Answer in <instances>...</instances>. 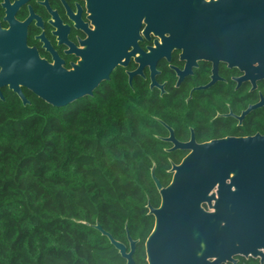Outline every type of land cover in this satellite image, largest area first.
I'll use <instances>...</instances> for the list:
<instances>
[{"label":"trees","instance_id":"obj_1","mask_svg":"<svg viewBox=\"0 0 264 264\" xmlns=\"http://www.w3.org/2000/svg\"><path fill=\"white\" fill-rule=\"evenodd\" d=\"M120 87L122 96L108 88L65 106L2 89L0 264H125L93 225L124 242L149 234L146 204L159 202L151 167L167 183L179 155L155 136L154 115H168ZM135 260L146 264L142 247Z\"/></svg>","mask_w":264,"mask_h":264},{"label":"flooded vegetation","instance_id":"obj_2","mask_svg":"<svg viewBox=\"0 0 264 264\" xmlns=\"http://www.w3.org/2000/svg\"><path fill=\"white\" fill-rule=\"evenodd\" d=\"M92 1L0 0V47L34 48L39 58L57 70L71 72L78 65V75L101 77L91 93L78 100L96 97L108 88L113 90L112 95L122 96L120 86L124 85L137 97L155 101L156 110L161 107L168 115L167 119L154 115L163 128L155 136L167 153L179 155L178 161L169 158L171 164L180 163L190 149L175 147L167 139L170 129L176 141L197 144L264 135V103L258 106L264 97V79L254 85L226 62L188 60L179 47L199 46L179 44L174 36L193 33V25H221L226 0H109L105 26ZM156 47L166 49L152 52ZM23 92L25 96L27 92L36 95L27 88ZM168 102L170 108L164 107ZM170 168L167 183L158 178L163 186L172 180ZM219 185L212 191L216 192ZM230 188L234 190L235 186ZM156 190L158 204H146V215L153 217V226L155 218L147 205L160 206L161 196ZM202 206L212 209L207 203ZM221 225L226 260L218 264H264V214L252 221L224 219ZM148 235L141 241L127 232V242L119 240L127 251L131 250L129 236L136 241L132 253L135 264L140 247L148 264Z\"/></svg>","mask_w":264,"mask_h":264},{"label":"water","instance_id":"obj_3","mask_svg":"<svg viewBox=\"0 0 264 264\" xmlns=\"http://www.w3.org/2000/svg\"><path fill=\"white\" fill-rule=\"evenodd\" d=\"M92 8L101 13L105 26L109 0H94ZM189 34L174 35L188 60L226 62L243 72V79L254 85L264 79V0H226L222 24L193 25ZM169 50L173 47H167ZM166 47L152 48V52ZM107 76V75H104ZM100 78L78 75L75 70H57L38 57L34 48L0 47V88L7 86L24 104L27 88L53 106L68 105L90 94ZM0 98H4L0 90ZM264 103L262 96L258 106ZM175 147L190 149L180 163L171 164V182L163 186L151 167V177L161 196L159 207L148 203L155 222L146 242L148 264H218L225 261L221 221L254 220L264 214V135L222 138L204 143H182L170 137ZM231 180L227 184L226 180ZM219 183L216 192L212 188ZM235 186L232 190L230 186ZM207 203L211 210L202 204ZM126 259L132 257L135 240L129 236L131 250L115 239L99 223L93 225ZM210 258H214L209 260Z\"/></svg>","mask_w":264,"mask_h":264}]
</instances>
